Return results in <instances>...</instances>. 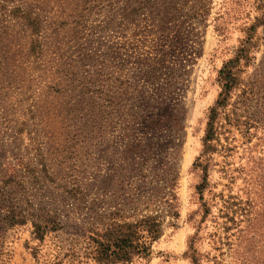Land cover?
I'll use <instances>...</instances> for the list:
<instances>
[{"label":"rangeland","instance_id":"rangeland-1","mask_svg":"<svg viewBox=\"0 0 264 264\" xmlns=\"http://www.w3.org/2000/svg\"><path fill=\"white\" fill-rule=\"evenodd\" d=\"M175 178L152 254L113 264H264V0H0V264H100L88 228Z\"/></svg>","mask_w":264,"mask_h":264},{"label":"trees","instance_id":"trees-1","mask_svg":"<svg viewBox=\"0 0 264 264\" xmlns=\"http://www.w3.org/2000/svg\"><path fill=\"white\" fill-rule=\"evenodd\" d=\"M240 61L241 55L230 59L220 71L223 88L210 110L205 136L206 150L213 148L222 112L229 105L232 91L239 84ZM167 182L169 190L163 197L165 208L162 211L147 213L132 220L126 219L119 211H111L107 221L89 227L87 254L100 264L125 263L149 257L153 252V243L162 236L168 223L172 222L170 219L167 221L168 216L175 218L179 215L176 205L177 194L173 191L177 180L175 178ZM148 200H154V197ZM13 222L23 223L24 219L16 218ZM11 224H13L12 220Z\"/></svg>","mask_w":264,"mask_h":264}]
</instances>
